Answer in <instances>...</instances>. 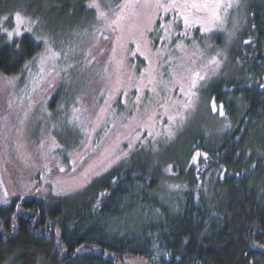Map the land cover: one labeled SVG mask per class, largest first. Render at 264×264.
<instances>
[{
	"label": "trees",
	"instance_id": "trees-1",
	"mask_svg": "<svg viewBox=\"0 0 264 264\" xmlns=\"http://www.w3.org/2000/svg\"><path fill=\"white\" fill-rule=\"evenodd\" d=\"M88 1L0 0V18L83 17L78 34L92 20ZM233 29L230 38L193 34L203 69L218 53L220 65L205 69L170 141L134 146L73 195L0 207V264H264V0H247ZM39 50L28 35L0 47V75L22 74ZM77 145L62 146L57 161Z\"/></svg>",
	"mask_w": 264,
	"mask_h": 264
},
{
	"label": "rangeland",
	"instance_id": "rangeland-1",
	"mask_svg": "<svg viewBox=\"0 0 264 264\" xmlns=\"http://www.w3.org/2000/svg\"><path fill=\"white\" fill-rule=\"evenodd\" d=\"M92 2L85 6L92 20L86 19V30L78 34L72 26L83 17L37 19L19 13L26 23L13 41L28 35L40 50L22 74L0 75V207L39 193L73 195L134 146L170 141L183 124L177 114L186 118L195 108L200 80L190 88L194 74L211 76L220 65L218 53L205 73L193 34L230 38L247 9V0H223L219 21L191 9L185 24L186 0H120L115 5L95 0L98 7L90 8ZM16 14L0 27L12 31ZM12 42L0 32V47ZM51 98L56 102L52 111ZM123 107L128 111L110 127V118ZM170 117H176L175 124ZM80 135L85 136L78 143ZM69 142L78 145L58 162L57 151Z\"/></svg>",
	"mask_w": 264,
	"mask_h": 264
},
{
	"label": "snow or ice",
	"instance_id": "snow-or-ice-1",
	"mask_svg": "<svg viewBox=\"0 0 264 264\" xmlns=\"http://www.w3.org/2000/svg\"><path fill=\"white\" fill-rule=\"evenodd\" d=\"M222 4H223V0H191L190 3L187 2V0H186L185 8L188 11H187V15L184 16L185 24H189L190 23V21L188 19V16L191 15V9H196L197 11H203V12L208 13V15L206 17V19L208 21H219L220 20V16H219L218 13H219V9L221 8ZM88 6L90 8L98 7V5L95 3V0H93V2L90 3ZM231 6H232V4L229 3L228 7H231ZM101 15H103V13H101ZM8 19H9L8 16H4L3 18H0V22L7 21ZM25 23H26L25 18L23 16H21L19 13H17L16 16H15L16 27L13 28L12 31H8L6 28L0 27V32L5 33L7 35V37H8V41L12 42L14 37H19V36H21L23 34L20 29H21L22 26L25 25ZM30 23H35V22L34 21H30ZM24 31L25 32H31L32 29L29 28V27H24ZM45 43H46V41H45ZM245 43H247V41ZM42 59H47V57H43L42 56ZM194 75L196 76V79H193L191 81L190 88H195L197 86L198 80H203L204 79V77L200 76L199 73H195ZM262 87H264V85H262ZM189 95L192 96V95H195V93L194 92H190ZM185 107L186 108L191 107V103H188ZM216 110H217L216 106L213 105V111H216ZM75 111L76 110L74 109V112ZM220 114L223 115L222 106H221ZM177 115L179 116L180 123L182 124L184 122V118L185 117L181 113H178ZM73 119L74 120H78L79 117L78 116H74ZM170 120L172 121L173 124L176 123V117H170ZM167 134H168L169 138L172 137L173 133H172L171 127H169L167 129ZM193 162H195V157L193 158Z\"/></svg>",
	"mask_w": 264,
	"mask_h": 264
}]
</instances>
